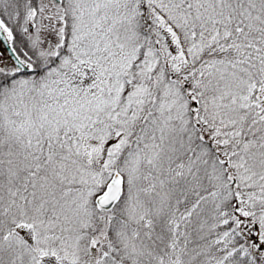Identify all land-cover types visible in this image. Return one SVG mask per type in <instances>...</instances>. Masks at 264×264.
<instances>
[{"label": "snow or ice", "instance_id": "obj_1", "mask_svg": "<svg viewBox=\"0 0 264 264\" xmlns=\"http://www.w3.org/2000/svg\"><path fill=\"white\" fill-rule=\"evenodd\" d=\"M0 264H264V0H0Z\"/></svg>", "mask_w": 264, "mask_h": 264}]
</instances>
